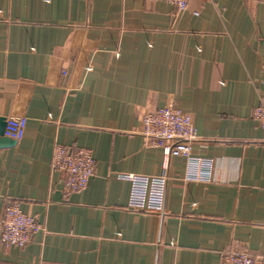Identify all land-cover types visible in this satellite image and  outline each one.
Instances as JSON below:
<instances>
[{"label":"crops","instance_id":"0c3cea01","mask_svg":"<svg viewBox=\"0 0 264 264\" xmlns=\"http://www.w3.org/2000/svg\"><path fill=\"white\" fill-rule=\"evenodd\" d=\"M264 0H0V218L18 203L45 230L0 264H264ZM191 113V158L172 156L163 214L127 207L122 173L158 175L165 149L140 117ZM56 143L92 149L88 187L64 192ZM1 232V225H0Z\"/></svg>","mask_w":264,"mask_h":264},{"label":"built area","instance_id":"2783aa9c","mask_svg":"<svg viewBox=\"0 0 264 264\" xmlns=\"http://www.w3.org/2000/svg\"><path fill=\"white\" fill-rule=\"evenodd\" d=\"M178 9L185 10L190 0H167ZM253 116L264 127V97L254 108ZM140 133L147 145L165 149L163 172L158 175L122 173L121 178L131 183L127 207L145 213L163 214L166 209L168 175L166 170L172 156L191 158L192 143L199 136L191 113L174 104H168L143 112L140 117ZM27 124L25 116L6 118L5 135L19 141L23 138ZM53 169L65 174L64 192L68 195L88 187L95 173L96 160L88 147L71 148L56 143L51 161ZM0 242L4 247H23L33 235L45 230L35 215L24 212L18 203H6L0 218ZM222 264H256L246 251H225Z\"/></svg>","mask_w":264,"mask_h":264},{"label":"water","instance_id":"95a60500","mask_svg":"<svg viewBox=\"0 0 264 264\" xmlns=\"http://www.w3.org/2000/svg\"><path fill=\"white\" fill-rule=\"evenodd\" d=\"M6 128V119L4 117H0V133L4 134Z\"/></svg>","mask_w":264,"mask_h":264}]
</instances>
